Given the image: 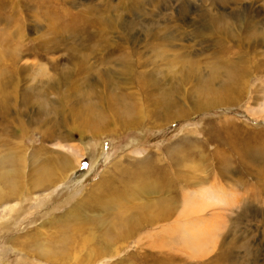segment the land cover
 I'll list each match as a JSON object with an SVG mask.
<instances>
[{
	"label": "rangeland",
	"instance_id": "374dc122",
	"mask_svg": "<svg viewBox=\"0 0 264 264\" xmlns=\"http://www.w3.org/2000/svg\"><path fill=\"white\" fill-rule=\"evenodd\" d=\"M0 264H264V0H0Z\"/></svg>",
	"mask_w": 264,
	"mask_h": 264
},
{
	"label": "bare ground",
	"instance_id": "6f19581e",
	"mask_svg": "<svg viewBox=\"0 0 264 264\" xmlns=\"http://www.w3.org/2000/svg\"><path fill=\"white\" fill-rule=\"evenodd\" d=\"M219 96V95H218ZM220 97V96H219ZM218 101V99L217 98H213V102H217ZM204 194H207V193H204ZM205 196H208V194L207 195H205ZM220 202H222V204L223 205H226L227 204V201L226 200H221ZM137 222V221H136ZM129 231V230H128ZM129 233V232H128ZM160 242V241H159ZM157 244V243H156ZM228 256V255H227Z\"/></svg>",
	"mask_w": 264,
	"mask_h": 264
}]
</instances>
